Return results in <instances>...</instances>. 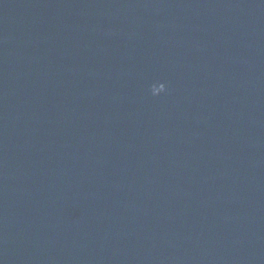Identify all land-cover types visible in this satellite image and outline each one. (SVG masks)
Instances as JSON below:
<instances>
[{
  "label": "water",
  "instance_id": "obj_1",
  "mask_svg": "<svg viewBox=\"0 0 264 264\" xmlns=\"http://www.w3.org/2000/svg\"><path fill=\"white\" fill-rule=\"evenodd\" d=\"M0 264H264V0H0Z\"/></svg>",
  "mask_w": 264,
  "mask_h": 264
}]
</instances>
